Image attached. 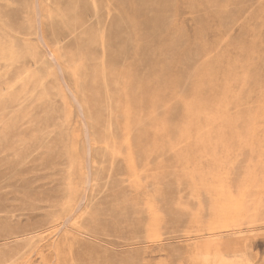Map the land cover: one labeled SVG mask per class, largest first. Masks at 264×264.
<instances>
[{"label":"rangeland","instance_id":"374dc122","mask_svg":"<svg viewBox=\"0 0 264 264\" xmlns=\"http://www.w3.org/2000/svg\"><path fill=\"white\" fill-rule=\"evenodd\" d=\"M0 69V264H264V0H0Z\"/></svg>","mask_w":264,"mask_h":264},{"label":"bare ground","instance_id":"6f19581e","mask_svg":"<svg viewBox=\"0 0 264 264\" xmlns=\"http://www.w3.org/2000/svg\"><path fill=\"white\" fill-rule=\"evenodd\" d=\"M37 1V0H36ZM222 2V1H221ZM76 3V2H75ZM36 4V3H35ZM34 4V6H36L37 7V4L35 5ZM67 4V3H66ZM220 4V3H219ZM57 8V7H56ZM36 10V9H35ZM37 10H38V8H37ZM69 10H70V8H69ZM36 13V12H35ZM80 14V13H79ZM72 15V14H71ZM79 18V17H78ZM75 21V20H74ZM57 22V21H56ZM76 22V21H75ZM74 22V23H75ZM84 22V21H83ZM70 23H72V22H70ZM69 23V24H70ZM70 26H71V24H70ZM74 26V25H73ZM73 26H71V27H73ZM78 27V26H77ZM7 28V27H6ZM79 28V27H78ZM131 28V27H130ZM18 29H19V27H18ZM18 29H16V30H18ZM77 29V28H76ZM22 30V28L20 29V31ZM165 30V29H164ZM19 31V32H20ZM83 32V31H82ZM5 35V34H4ZM126 36V35H125ZM116 37V36H115ZM124 39V38H123ZM46 40V39H45ZM177 42V41H176ZM60 44V43H59ZM50 45V44H49ZM88 49H90V48H88ZM86 50V49H85ZM90 51V50H89ZM93 51V50H92ZM142 52V51H141ZM91 53V52H90ZM55 55H56V53H55ZM78 55V54H77ZM111 55V54H110ZM201 55V54H200ZM168 56V55H167ZM197 56V55H196ZM58 56H56V58H57ZM88 57H89V55H88ZM52 59V58H51ZM90 59V58H89ZM150 59V58H149ZM170 59H171V57H170ZM55 60V59H54ZM88 60V59H87ZM27 61V60H26ZM89 61V60H88ZM38 62V61H37ZM68 62V61H67ZM67 64H69V63H67ZM2 66V65H1ZM72 66V65H71ZM192 68V67H191ZM1 70V69H0ZM62 76V75H61ZM188 81V80H187ZM18 89V88H17ZM67 90V89H66ZM54 98V97H53ZM71 98V97H70ZM78 103V102H77ZM81 109V108H80ZM37 110V109H36ZM83 116V115H82ZM96 123V122H95ZM95 132V131H94ZM94 136V135H93ZM98 138V137H97ZM88 139H89V137H88ZM18 143V142H17ZM107 145V144H106ZM261 145H262V143H261ZM43 147V146H42ZM13 148V147H12ZM44 155V154H43ZM42 158V157H41ZM9 163V162H8ZM260 164V163H259ZM230 166V165H229ZM229 168V167H228ZM255 168V167H254ZM90 169V168H89ZM255 170V169H254ZM264 171V170H263ZM89 172V171H88ZM253 172V171H252ZM252 172L250 173V171H249V173H250V175L252 174ZM226 173V172H225ZM88 175H89V173H88ZM248 175V174H247ZM225 176V175H224ZM246 176V175H245ZM244 176V177H245ZM252 176V175H251ZM88 177V176H87ZM104 178V177H103ZM252 179H253V177H251ZM226 179V178H225ZM230 179H231V177H230ZM251 179V180H252ZM218 180V179H217ZM250 180V181H251ZM255 180V179H254ZM223 181V180H222ZM228 182H229V180H228ZM255 182L257 183V180H255ZM225 183V182H224ZM227 183V182H226ZM248 183V182H247ZM250 183V182H249ZM251 183H254V182H252L251 181ZM221 184V183H220ZM245 183H243V185H244ZM255 184V183H254ZM222 185H223V183H222ZM221 185V186H222ZM225 185H227V184H225ZM231 185V184H230ZM229 185V188L231 187ZM252 185V184H251ZM89 186V185H88ZM88 186H87V188H88ZM217 186V185H216ZM216 186H214V187H216ZM220 186V185H219ZM250 186V185H249ZM264 186V185H263ZM213 187V188H214ZM228 187V186H227ZM254 187V186H253ZM217 188V187H216ZM220 188V187H219ZM58 189V188H57ZM72 189V188H71ZM70 190V189H69ZM216 190V189H215ZM214 190V191H215ZM219 190V189H218ZM243 190V189H242ZM242 190H240V192L242 193ZM243 191H245V190H243ZM255 191V190H254ZM224 192V191H223ZM223 192L221 193V194H223ZM187 193V192H186ZM233 193H235V192H233ZM244 193V192H243ZM240 194L239 195V193H238V196H232V195H230L229 196V198H228V200H226L227 201V203H226V201L224 202V203H226L223 207H225V211H226V214L224 215V216H222V218L219 220V224L221 225V227H228L229 225H233V224H235L241 217H242V213H244L243 212V206L244 205H242L243 204V201H244V194ZM247 193V192H246ZM218 194H220V193H218ZM220 194V195H221ZM219 195V196H220ZM51 197V196H50ZM147 199V198H146ZM223 200L225 199V197H223L222 198ZM223 200H220V201H223ZM257 202V201H256ZM223 205V204H222ZM219 207H220V205H219ZM190 208V207H189ZM81 209V208H80ZM223 209V208H222ZM88 210V209H87ZM244 210H246V209H244ZM156 211V210H155ZM8 212V211H7ZM221 213V212H220ZM195 214V213H194ZM245 214V213H244ZM219 215V214H218ZM218 215H216V216H218ZM27 216V215H26ZM243 218H245V217H243ZM131 219V218H130ZM216 220V219H215ZM217 221V220H216ZM240 223H242V221H240ZM218 224V225H219ZM207 225V224H206ZM210 226H212V225H210ZM234 226V225H233ZM216 227H218V226H216ZM44 229V228H43ZM233 229H236V228H234L233 227ZM68 230V229H67ZM75 230V229H74ZM220 230V229H219ZM228 230V229H227ZM213 231V230H212ZM211 231V232H212ZM214 232V231H213ZM210 234V233H209ZM165 237V236H164ZM114 239V238H113ZM116 240V239H115ZM206 242V241H205ZM212 243V242H211ZM226 243V242H225ZM9 245V244H8ZM225 245V244H224ZM233 246V245H232ZM200 248V247H199ZM204 248V247H203ZM205 249V248H204ZM200 250V249H199ZM224 251V250H223ZM203 252V251H202Z\"/></svg>","mask_w":264,"mask_h":264}]
</instances>
